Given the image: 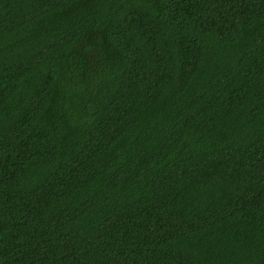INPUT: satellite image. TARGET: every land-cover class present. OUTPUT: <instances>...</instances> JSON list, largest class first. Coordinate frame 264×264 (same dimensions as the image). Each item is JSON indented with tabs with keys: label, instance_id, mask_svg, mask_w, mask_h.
Masks as SVG:
<instances>
[{
	"label": "trees",
	"instance_id": "1",
	"mask_svg": "<svg viewBox=\"0 0 264 264\" xmlns=\"http://www.w3.org/2000/svg\"><path fill=\"white\" fill-rule=\"evenodd\" d=\"M0 264H264V0H0Z\"/></svg>",
	"mask_w": 264,
	"mask_h": 264
}]
</instances>
